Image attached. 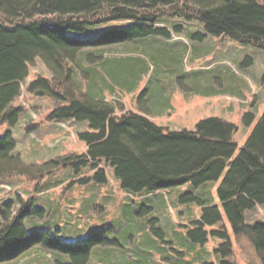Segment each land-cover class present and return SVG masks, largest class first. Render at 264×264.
Wrapping results in <instances>:
<instances>
[{
	"label": "trees",
	"instance_id": "obj_1",
	"mask_svg": "<svg viewBox=\"0 0 264 264\" xmlns=\"http://www.w3.org/2000/svg\"><path fill=\"white\" fill-rule=\"evenodd\" d=\"M162 17L197 20L206 33L227 35L264 48V0H0V124L13 127L18 122L23 107L14 102L28 76L29 65L40 57L52 77L38 75L28 83L27 90L54 100L47 119L87 121L91 128L78 133L87 145L85 153L68 154L43 166L21 160L8 129L0 136V182L14 175L41 177L60 165H71L78 172L89 164L93 178L101 183L107 180L105 168L99 165L104 161L113 167L121 187L130 192H153L186 182L198 187L218 180L226 169L217 188L221 206L206 205L191 194L182 197L183 201L197 200L202 207L201 217L193 221L188 238L191 243L200 244L209 235L223 238L214 250L223 255L226 264L232 254L223 221L226 219L236 234L249 237L264 264V223L245 222V210L264 203V109L234 156L237 143L233 134L237 127L233 122L210 116L200 119L194 129L172 130L137 111L116 114L113 103L100 90L112 87L109 77L115 83L125 80L124 83L132 84L137 72H132L130 64L119 58L105 59L103 74L94 67L81 66L78 54L85 47H101L151 34L170 37L167 27L156 26ZM118 19H130L133 23L107 27L93 38L66 33ZM206 33L198 32L195 36L203 38ZM92 55L87 54V59ZM141 67L145 69V65ZM80 72L87 77L86 89L76 79ZM97 75L100 86L94 83L98 81ZM244 120L251 124L254 114L246 112ZM16 200V211L14 200L0 202V263L20 258L41 244L62 254L56 255L55 264H90L94 246L111 244L107 229L92 231L74 242L62 239L58 231L28 232L24 222L34 212L32 198L24 200L17 195ZM156 220L151 221V230L162 238L164 232L155 225Z\"/></svg>",
	"mask_w": 264,
	"mask_h": 264
},
{
	"label": "rangeland",
	"instance_id": "obj_2",
	"mask_svg": "<svg viewBox=\"0 0 264 264\" xmlns=\"http://www.w3.org/2000/svg\"><path fill=\"white\" fill-rule=\"evenodd\" d=\"M132 23L130 19H118L66 33L93 38L107 27ZM156 26L167 27L170 37L151 34L101 47H85L78 54L81 66L94 67L102 73L105 59L119 58L130 64L132 72H137L132 84L124 83L125 80L115 83L108 76L112 87L100 90L113 103L116 114L137 111L172 130L194 129L200 119L210 116L233 122L237 127L233 134L237 143L235 156L264 109V48L227 35L206 33L197 20L162 17ZM198 32L206 36L197 38ZM90 53L92 58L87 59ZM28 71L14 102L23 107L19 120L13 127L0 124V136L11 130L15 153L26 164L43 166L68 154L85 153L87 145L78 133L91 130L89 122L72 118L48 120L54 100L28 92L27 85L38 75L52 77V72L40 57L34 59ZM75 76L86 89L87 77L83 72ZM97 80L95 86H100V75ZM246 112L254 114L251 124L244 120ZM99 165L107 175L101 183L93 178L89 164L78 172L71 165H60L41 177L11 176L0 182V202L14 200L16 211L17 195L24 200L32 198L34 212L24 222L28 232L58 231L62 239L74 242L92 231L109 230L107 238L111 244L94 246L90 264H223V255L214 250L223 238L209 235L203 244L189 240L187 233L193 229V221L200 219L202 207L197 200L183 201L182 197L191 194L206 205L221 206L217 188L226 169L218 180L198 187L186 182L153 192H130L121 187L111 165L104 161ZM154 218L155 225L164 232L162 238L151 230ZM223 221L232 245L226 264H262L249 237L236 234L228 220ZM245 222L264 223V203L245 210ZM56 253L39 244L20 258L0 264H55L56 255H62Z\"/></svg>",
	"mask_w": 264,
	"mask_h": 264
},
{
	"label": "crops",
	"instance_id": "obj_3",
	"mask_svg": "<svg viewBox=\"0 0 264 264\" xmlns=\"http://www.w3.org/2000/svg\"><path fill=\"white\" fill-rule=\"evenodd\" d=\"M49 252H51V251H49ZM49 264H51V263H49Z\"/></svg>",
	"mask_w": 264,
	"mask_h": 264
}]
</instances>
